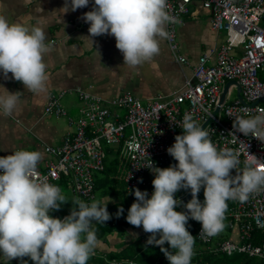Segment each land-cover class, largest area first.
Segmentation results:
<instances>
[{
    "label": "clouds",
    "instance_id": "9594fccd",
    "mask_svg": "<svg viewBox=\"0 0 264 264\" xmlns=\"http://www.w3.org/2000/svg\"><path fill=\"white\" fill-rule=\"evenodd\" d=\"M89 5V0H65L64 13ZM89 24V38L112 35L123 54V64L142 65L160 51V40L167 38L166 25L176 23L170 15L167 0H94L92 10L83 14ZM47 33L40 25L26 26L10 22L0 15V72L5 79L22 82L28 92L39 94L48 79L45 57L50 47ZM23 93H0V115L14 114ZM231 116V114H229ZM183 133L175 136L168 153L178 162L166 168L154 162L142 166L154 173V191L134 189L135 201L126 220L150 233L147 244L158 246L169 264H191L195 238L186 225L189 218L201 223L199 235L212 237L222 231L228 201L244 203L253 193L264 189V159L248 153L244 168L241 153L218 149L207 128L186 113ZM235 132L264 142V110L253 115L244 111L233 119ZM235 136V143L238 138ZM43 159L39 150H13L0 156V257L4 264L12 259L29 257L34 264H87L98 246L93 225L111 219L107 201L91 203L73 198V207L63 219L49 213L68 201L61 189L38 177V164ZM235 170L236 174H232ZM130 178V177H129ZM204 201L198 199L201 188ZM190 190L192 198L176 211L181 201L175 194ZM123 213L121 207L117 215ZM95 221V223H93ZM165 243L169 247H165ZM27 264V261H23Z\"/></svg>",
    "mask_w": 264,
    "mask_h": 264
},
{
    "label": "built area",
    "instance_id": "2783aa9c",
    "mask_svg": "<svg viewBox=\"0 0 264 264\" xmlns=\"http://www.w3.org/2000/svg\"><path fill=\"white\" fill-rule=\"evenodd\" d=\"M194 2H201L210 11L213 29L226 32V40L216 50V61H210L209 53L201 55L193 66V77L186 81L182 91L169 97L156 96L147 103L131 93L105 100L78 88L83 104L80 115L78 119L70 118L73 130L65 135L61 145L47 147L55 159H48L43 169L38 168V177H47L49 183L60 189L65 183L76 198L91 203L95 198L94 172L105 169L107 152L102 142L105 141L109 146L115 145V149L129 159L125 183L131 200L135 201V188L147 191L150 197L154 191L150 178L153 172L142 166L150 159L155 167L174 160L167 149L174 144L175 136L183 133L180 126L186 113L192 114L197 123H206L205 128L218 149L241 153L238 171L244 168L248 153L264 159V142L235 132L233 128L237 115H243L244 111L255 115L264 110V77L260 75L264 71V0H167L169 13L177 21L166 25L167 43L175 58L184 64L189 62L180 51L177 26L190 13ZM229 81L236 83L229 86L221 103ZM238 86L244 102L238 97ZM235 87L237 98L230 103L227 95ZM64 93L65 90L50 94L45 108L47 114L65 115L60 102ZM233 132L238 138L235 143ZM232 174H236L235 170ZM198 199L203 203V196L198 195ZM227 203L223 224L231 229L229 235L224 236L227 232L222 229L215 236L202 238L199 235L201 223L189 218V225L196 223V240L207 245L211 252L225 253L228 257L239 252L264 262V239L258 243L253 241L255 231H264V189L251 194L244 203L238 200ZM149 235L144 233L142 243L158 247L146 243ZM127 263L133 264V260L113 259L111 262Z\"/></svg>",
    "mask_w": 264,
    "mask_h": 264
},
{
    "label": "crops",
    "instance_id": "0c3cea01",
    "mask_svg": "<svg viewBox=\"0 0 264 264\" xmlns=\"http://www.w3.org/2000/svg\"><path fill=\"white\" fill-rule=\"evenodd\" d=\"M64 3L65 0H0V15L29 27L38 24L47 33L46 44L50 51L45 57L48 79L44 91L28 92L22 82L11 78V73L5 79L0 72V93L4 88L23 93L13 115H0V154L7 156L20 149L39 150L43 154L39 169L44 168L48 159H55L47 147L61 145L65 135L73 130L69 120L77 114L79 117L82 106L78 88L105 100L124 93H131L144 103L159 95L169 97L185 88L201 55L209 53L210 61L215 62L216 50L226 40L225 31L212 28L210 11L201 2H194L190 13L177 26L180 51L189 63L179 62L167 38H162L159 53L133 68L123 64V54L117 49L114 36H97L93 41L88 37L89 24L82 17L92 10L94 0H89L87 7L67 13H64ZM64 90L60 102L65 115L47 114L45 108L50 94ZM76 106L79 107L74 109ZM112 207L109 202L107 209ZM144 233L142 226L117 228L98 240L95 251L106 255L120 252ZM122 243L126 244L118 248ZM199 245L195 240L194 246Z\"/></svg>",
    "mask_w": 264,
    "mask_h": 264
},
{
    "label": "rangeland",
    "instance_id": "374dc122",
    "mask_svg": "<svg viewBox=\"0 0 264 264\" xmlns=\"http://www.w3.org/2000/svg\"><path fill=\"white\" fill-rule=\"evenodd\" d=\"M260 75H261V77H264V71H261ZM236 98H237V88L235 87L234 90H232L231 92L228 93L227 101L231 103ZM80 105H83L81 103V101H80ZM78 107L76 106L74 109H77ZM183 108L184 109L186 108V104L183 105ZM120 111H123L125 113V111L123 109H120ZM71 114L72 113L69 114V117H72ZM77 117H78V114L76 115V117H72V118L76 119ZM64 120H66V119H64ZM102 142H103V146L106 150L109 147H111L113 149L116 148L115 145L109 146L106 144L105 141H102ZM169 166H170V164H164L160 168H166ZM128 169H129V159L127 157H125L124 154H122L121 152L118 153L117 151L113 152V154L107 153L106 160H105V170L94 172V180H95V183L97 185V187L95 188V198L94 199L106 201L111 197V200L109 202H111V204L113 206L112 208L130 207L131 204L133 203V201L129 197L127 184L125 183V176H126ZM150 178L154 179V173L150 175ZM114 188H115V190H114ZM188 192H189V190L185 191L184 195H187ZM61 193L66 196L68 201L63 203L58 211L53 210L49 213V215H51L53 217H59L60 219L63 218L62 216L68 215L69 212H71V209L73 207L71 200L73 198H76L70 187L68 188L67 186H64L61 189ZM198 195L204 197L203 187L201 188ZM175 210L176 211H183L184 207H183V205H180V206L176 207ZM113 214L114 213L110 214L111 219H112V217L115 216ZM127 214H128V211H123V213L121 215L127 216ZM223 231H225L224 228H223ZM122 234L123 233L121 231H119V235L122 236ZM123 238L125 239V237H123ZM125 244L126 243L119 244L118 248H122ZM134 246H135L134 242L130 243V245L127 247L128 248L127 252L128 253L131 251L133 252L132 248ZM165 247L166 248L169 247L167 243H165ZM150 248H155V247H148V249H150ZM148 251H151V250H148ZM153 251L157 255L158 254H164L163 252H161L159 247H156ZM116 253L117 252H114V254H116ZM23 261H27V264L33 263V261L29 257H24L22 259H20V258L12 259L11 261H9V263L10 264H23ZM227 263L228 264H264V262L260 258H250L247 255H245L243 253H239V252L235 253L231 260H227ZM0 264H4L3 257H0ZM91 264H96V263L94 262ZM127 264H129V263H127ZM162 264H169V262L167 261V258L164 257L162 259Z\"/></svg>",
    "mask_w": 264,
    "mask_h": 264
},
{
    "label": "trees",
    "instance_id": "16d2710c",
    "mask_svg": "<svg viewBox=\"0 0 264 264\" xmlns=\"http://www.w3.org/2000/svg\"><path fill=\"white\" fill-rule=\"evenodd\" d=\"M118 152L119 150L113 149L109 147L106 152L112 153ZM178 163L175 159L172 160L170 165H174ZM105 170V169H104ZM65 184V183H64ZM66 185V184H65ZM97 185L95 186V188ZM115 190V188H114ZM186 190L181 189L175 194V197L177 199L184 196ZM114 217L107 221L105 224L103 223H96L93 225V228L96 231L97 240H100L102 238H105L109 234L113 233L117 228H126L129 226H132L129 224L126 220L125 215H117V213H114ZM227 223V222H226ZM196 223H192L191 225L187 224L186 227L188 228L189 232L194 236V225ZM224 229L227 233H224V236H228L231 231L229 226H224ZM229 231V232H228ZM195 238V236H194ZM262 239H264V231H255L253 233V241L254 242H260ZM196 240V238H195ZM197 241V240H196ZM198 242V241H197ZM135 246L132 248L133 252H127L128 248H125L124 250L117 252L116 254L111 253L110 255H106L102 252L95 251L94 255L90 257L87 264L96 263V264H111L113 259L117 260H126L130 259L133 260V264H162V259L165 257L164 254H155L154 249L156 248H150L146 247L144 243H142L141 238H137L134 242ZM199 247L196 251H194V255L192 257L191 264H228L227 260H231L233 256L228 257L225 253H216L211 252L206 246L199 243ZM151 250V251H148ZM166 258V257H165ZM168 261V260H167ZM169 262V261H168ZM8 264H10L8 262ZM34 264V262L32 263Z\"/></svg>",
    "mask_w": 264,
    "mask_h": 264
},
{
    "label": "water",
    "instance_id": "95a60500",
    "mask_svg": "<svg viewBox=\"0 0 264 264\" xmlns=\"http://www.w3.org/2000/svg\"><path fill=\"white\" fill-rule=\"evenodd\" d=\"M233 83H236V82H235V81H229V82L226 84L225 89H224V91H223V93H222L221 103H222V102L224 101V99H225V95H226V93H227V90H228L229 86H230L231 84H233ZM240 91H241V88H240V86H238V97H239V99H240L242 102H244L243 97L240 95ZM255 103H256V102H255ZM218 110H219V108L217 109V111H218ZM205 125H206V123L203 124L202 127H205ZM191 197H192V195H191V192L189 191L185 197H183L182 199H180V201H181V204H180V205H183L184 203H186ZM120 208H121V207H119V208H109V209H107V210H108V212H109L110 214H112V213H116V212H118V210H119ZM122 208H123V211H128V209H129L130 207H122ZM93 223H95V221H93Z\"/></svg>",
    "mask_w": 264,
    "mask_h": 264
}]
</instances>
